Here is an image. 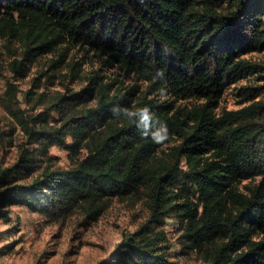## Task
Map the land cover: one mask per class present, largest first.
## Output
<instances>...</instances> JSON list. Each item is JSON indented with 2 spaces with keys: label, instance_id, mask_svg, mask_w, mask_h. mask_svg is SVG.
Returning <instances> with one entry per match:
<instances>
[{
  "label": "trees",
  "instance_id": "16d2710c",
  "mask_svg": "<svg viewBox=\"0 0 264 264\" xmlns=\"http://www.w3.org/2000/svg\"><path fill=\"white\" fill-rule=\"evenodd\" d=\"M70 44L96 54L98 69L27 113L15 80L43 54L57 66ZM263 48L264 0H0V74L11 71L0 104L24 136L15 161L0 167V216L19 205L83 222L112 198L141 199L145 220L101 264H183L166 251L167 217L204 264H264V100L215 111L227 84L257 70L240 55ZM113 66L146 86L99 72ZM156 69L163 81L153 82ZM24 96L47 101L42 91ZM188 98L196 101L176 103ZM113 104L147 105L171 138H142L112 117ZM6 134L0 127V142ZM53 145L67 150V166L54 165Z\"/></svg>",
  "mask_w": 264,
  "mask_h": 264
},
{
  "label": "rangeland",
  "instance_id": "374dc122",
  "mask_svg": "<svg viewBox=\"0 0 264 264\" xmlns=\"http://www.w3.org/2000/svg\"><path fill=\"white\" fill-rule=\"evenodd\" d=\"M240 57L256 63L257 70L226 85L215 107L217 113L264 100V48L247 51ZM54 58L53 53L41 55L23 76L15 80L18 99L27 113L43 110L52 96L68 91L66 85L72 90L85 85L87 77L100 65L96 54L77 44L68 46L63 60L57 66L49 65L50 59ZM99 72L106 76L118 73L126 84L137 82L141 88L146 86L145 81L116 66L99 69ZM5 77H11V71L3 65L0 95L5 88ZM248 86L257 87L256 90H246L254 93L252 96L244 91V87ZM27 89H32V94L44 92L47 101L42 103L35 98L29 100L24 96ZM193 101L196 100L179 99L176 103ZM56 116V111L52 110L50 122ZM0 127L7 132L5 139L0 142V167H4L15 161L18 143L24 136L1 104ZM49 152L53 155L54 165L67 166L70 163L67 150L63 147L53 145ZM259 179L256 177L254 181ZM6 208V215L0 216V264H101L110 257L123 234L133 231L147 216V209L141 199L128 198H112L97 218L83 222V216L77 212L63 220L50 221L40 212L23 206L10 205ZM164 227L168 237L166 251L170 259L183 264H204L199 251L183 245L181 230L174 217H167Z\"/></svg>",
  "mask_w": 264,
  "mask_h": 264
},
{
  "label": "clouds",
  "instance_id": "9594fccd",
  "mask_svg": "<svg viewBox=\"0 0 264 264\" xmlns=\"http://www.w3.org/2000/svg\"><path fill=\"white\" fill-rule=\"evenodd\" d=\"M164 78L165 74L163 69H156L154 74H152L153 82L163 81ZM166 91V87L161 88L159 94L163 96ZM110 112L112 117L117 120L121 118L127 120L135 126L142 138H150L157 145H163L171 138L172 134L169 132L166 123L158 122L157 126L154 127V114L147 105L124 107L119 104H113Z\"/></svg>",
  "mask_w": 264,
  "mask_h": 264
}]
</instances>
